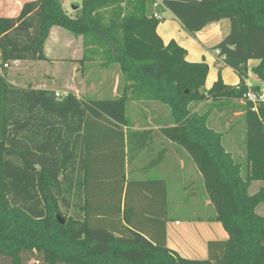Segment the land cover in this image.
Masks as SVG:
<instances>
[{
    "label": "trees",
    "instance_id": "1",
    "mask_svg": "<svg viewBox=\"0 0 264 264\" xmlns=\"http://www.w3.org/2000/svg\"><path fill=\"white\" fill-rule=\"evenodd\" d=\"M104 0H83L69 15L61 0L24 4L16 18H0V67L14 61H45L51 29L82 36L85 58L100 54L103 67L117 64L123 76L120 97L80 99L70 93L18 87L0 72V264H264V102L246 99L249 62L264 82V0H161L191 35L223 20L230 31L213 47L218 60L239 77L236 86L219 77L205 89L209 66L187 61V50L165 44L154 0H137L127 15H101ZM245 102L246 163L234 160L224 134L210 127L212 110L192 106L212 101L223 109ZM131 102L168 107L172 123L162 135L193 160L215 209L209 221L221 224L225 241L208 243V258H182L167 246V185L163 180L126 178L132 162L151 141L128 125ZM166 151L155 161H163ZM61 217L64 223L57 219Z\"/></svg>",
    "mask_w": 264,
    "mask_h": 264
},
{
    "label": "crops",
    "instance_id": "2",
    "mask_svg": "<svg viewBox=\"0 0 264 264\" xmlns=\"http://www.w3.org/2000/svg\"><path fill=\"white\" fill-rule=\"evenodd\" d=\"M31 1L35 0H0V18L18 17L24 4ZM61 1L65 11L72 16L80 9L83 0ZM154 1L153 5L149 6V11L152 14H159L163 17V22L159 25L157 31L164 43L168 44L170 41L174 40L187 50V61L192 63L205 62L209 66V74L205 89L209 90L212 87L219 77V71L226 84L232 86L238 85L240 81L239 77L234 73L233 69L225 66L222 60H218L216 51L212 50L213 47L219 44L229 33V27L226 21L223 20L219 23L210 24L193 36L183 28L181 23L169 10L163 7L161 0ZM136 4L137 0H104L100 13L101 15H127L134 10ZM73 7H77V10H74ZM166 16H168V19ZM90 49L92 52L88 53L87 60L83 62L86 51L83 37H76L62 28L53 27L45 44V56L47 60L14 61L7 64V68L0 67V72L2 73L5 70L6 80L18 87L52 90L55 91V93H73L80 99H87V96L95 97L98 89H102V91L104 90L106 92L107 90L111 91L112 99L120 97L123 76L119 66L113 64L108 67H103L100 54L95 51V47L90 46ZM258 62L259 61L256 60L249 62L250 70L248 73L247 85L259 86L261 90H264V82L252 72V68H254ZM20 79L25 80L29 85L18 84L17 81ZM56 84H61L62 88L54 87ZM209 104L214 107L216 103L212 101L201 103L197 105L194 110L200 113L199 106L204 107ZM223 104L225 107L222 110L219 109L218 115L219 118L226 116L228 121H226V118L220 120L222 122L221 127L224 126L226 129L225 132L219 133L224 134L223 144L224 140H227L228 148L224 145L226 150L232 154L236 162H238L237 158L240 160L238 163L243 165V176L246 177L249 171V166L243 161L246 160V130L242 126V129L240 128L241 133L238 136L237 131L239 132V127L229 122V118L233 116L244 118L243 107L245 102L243 100H234ZM130 105L132 106V117L128 118L127 116L128 125L124 127L125 133L132 132V141L137 143L140 135L136 133L149 131L151 132V141L149 142L148 148L143 150L131 163L128 162L127 159L126 178L141 180L158 179L165 181L167 185V210V175L173 174L174 179L178 181L192 180L194 192L191 199H196L200 208L204 204L209 207L210 203L207 194V197L204 199L206 203L200 201L201 197L199 193H201L203 197L205 196L202 184L201 188H197V185H195L196 181H200L201 183L203 181L198 168L191 165L184 150L175 143L168 141L160 131L165 124L172 123L171 111L169 115L161 104L155 102H131ZM135 107L137 108L136 111ZM215 110L210 113L209 124ZM206 112H209V108ZM235 149H237V152ZM163 151H166L163 161L156 166H152L155 161L160 158L161 152ZM173 158H175L174 163H169V160ZM167 163L168 168L166 169ZM191 174L194 176L193 178H191ZM260 189H264V181H255L252 183L249 193L253 195ZM192 201L190 203H192ZM184 206H187V204H182L180 208L183 209ZM257 213L264 216V203L258 206ZM196 219L203 223L209 221L210 218L203 219L199 216ZM209 222V227L204 224L200 225L198 229L202 231L200 240L193 235L189 236L188 231L190 230L180 229L179 227L182 225L180 220L175 219V226L172 225L171 227L168 221L166 224L168 248L182 258L196 260L194 258L200 257L198 258L200 260L206 259L205 257L208 256L209 242L225 241L228 238L227 232L220 223L215 221ZM185 241L186 244H184Z\"/></svg>",
    "mask_w": 264,
    "mask_h": 264
},
{
    "label": "rangeland",
    "instance_id": "3",
    "mask_svg": "<svg viewBox=\"0 0 264 264\" xmlns=\"http://www.w3.org/2000/svg\"><path fill=\"white\" fill-rule=\"evenodd\" d=\"M166 18L168 19V16H166ZM225 21H226V23L229 27V31H230V21L229 20H225ZM221 71H222V69H221ZM2 73L4 75H6L5 70ZM220 74H221V72H220ZM221 78L223 79L222 74H221ZM223 81H224V79H223ZM17 82H18V84H21V85H29L28 82H26L25 80H22V79L18 80ZM122 85H123V83H122ZM54 87L62 88V85L56 84ZM121 89H122V87H121ZM82 97H84V96H82ZM87 99H112V94H111V91H109V90H107V92H106L104 90L102 91V89H98V92L95 94V97L87 96ZM197 105H199V104L193 105L192 108L195 109V107ZM162 106L167 110V112L170 115V109L164 105H162ZM208 108H209V110L213 111L214 107H212V105H210V104L207 106H204V107L199 106L200 113L206 112L208 110ZM136 110H137V108L135 109V111ZM219 111H220L219 109H216L214 111V113L212 114V117L210 119V127L217 132H225L226 127H224V126L221 127L222 122L220 120H222V118H226V121H228V119L226 116L219 118V115H218ZM131 115H132V106L129 104V107L127 108L128 118L132 117ZM229 122L231 124H234L236 127H239V132L237 131L238 136L241 133L240 128L242 126L246 130L244 118H241L239 116L238 117L233 116V117L229 118ZM224 145L226 146V148H228L226 139L224 140ZM235 150L237 152V149H235ZM185 154L187 155L191 165L196 168L197 166L193 162L192 158L186 152H185ZM238 156H239V154H238ZM174 160H175V158L169 160V163H171V164L174 163ZM237 160H238V162H240V160L238 158H237ZM243 161H245V160H243ZM167 168H168V163L166 165V169ZM193 177L194 176L191 174V178H193ZM167 180H168V219H169V226L170 227L172 225L175 226V219H178L182 223V225L179 227L180 229H188V230H190V231H188L189 236L193 235L195 238L197 237L200 239L202 237V231H200L201 229L198 230L200 228V225L204 224L207 227H209L208 225L210 222L205 221V222L201 223L200 221H197L196 218H198L199 216H201L203 219L211 218L212 216L215 215L214 207L212 206V204L209 200V203H210L209 207L206 206L205 204L204 205L202 204L203 206L200 208L196 199L195 200L191 199L193 197L192 194L194 192V188L192 187V180L178 181L177 179H174L173 174L169 175V176L167 175ZM201 184H202V189H203V193L205 194V196L203 197V195H201V193H199L200 197H201L200 201L206 203L204 201V199H205V197H207V195H206L207 193H206L203 181H202V183L200 181L195 182V185H197L196 186L197 188L198 187L201 188ZM195 190H196V188H195ZM191 201H192V203H190ZM184 203L187 204V206H184L183 209H181L180 207ZM198 208H200V209H198ZM203 236H204V234H203ZM184 244H186V241ZM198 258H200V257H198ZM198 258H194V259L200 260ZM205 258H208V256H206Z\"/></svg>",
    "mask_w": 264,
    "mask_h": 264
},
{
    "label": "built area",
    "instance_id": "4",
    "mask_svg": "<svg viewBox=\"0 0 264 264\" xmlns=\"http://www.w3.org/2000/svg\"><path fill=\"white\" fill-rule=\"evenodd\" d=\"M154 17L156 19H158L159 21H163V17L160 16L159 14H154ZM216 53L218 55L219 51H216ZM0 65H1V63H0ZM7 67H8V65L5 64L4 68H7ZM68 95H69L68 93H56V97L60 98V99L67 97ZM246 99L254 104V108L252 110L257 111L256 105L260 102H264V90H261L260 94H256L252 91H249L248 94L246 95Z\"/></svg>",
    "mask_w": 264,
    "mask_h": 264
},
{
    "label": "water",
    "instance_id": "5",
    "mask_svg": "<svg viewBox=\"0 0 264 264\" xmlns=\"http://www.w3.org/2000/svg\"><path fill=\"white\" fill-rule=\"evenodd\" d=\"M73 9L74 10H77V7H73ZM57 219L60 221L61 224L64 223V220L61 217H58Z\"/></svg>",
    "mask_w": 264,
    "mask_h": 264
}]
</instances>
